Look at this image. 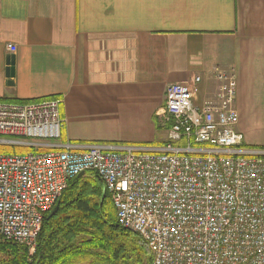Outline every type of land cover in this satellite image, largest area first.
I'll return each instance as SVG.
<instances>
[{
    "label": "built area",
    "instance_id": "obj_1",
    "mask_svg": "<svg viewBox=\"0 0 264 264\" xmlns=\"http://www.w3.org/2000/svg\"><path fill=\"white\" fill-rule=\"evenodd\" d=\"M213 77V98L199 104V77L167 87V140L156 149L64 144L60 100L0 102V147L29 150L0 154V239L32 254L44 214L70 180L91 173L150 264H264V149L245 146L236 129L235 74Z\"/></svg>",
    "mask_w": 264,
    "mask_h": 264
},
{
    "label": "crops",
    "instance_id": "obj_2",
    "mask_svg": "<svg viewBox=\"0 0 264 264\" xmlns=\"http://www.w3.org/2000/svg\"><path fill=\"white\" fill-rule=\"evenodd\" d=\"M216 70L235 74L244 145L264 149V0H0V102L60 100L64 144L161 148L167 87L199 77V104Z\"/></svg>",
    "mask_w": 264,
    "mask_h": 264
},
{
    "label": "trees",
    "instance_id": "obj_3",
    "mask_svg": "<svg viewBox=\"0 0 264 264\" xmlns=\"http://www.w3.org/2000/svg\"><path fill=\"white\" fill-rule=\"evenodd\" d=\"M26 152L0 147V154ZM28 252L0 239V264H150L152 260L145 242L117 224L111 197L91 173L68 182L43 216L34 252Z\"/></svg>",
    "mask_w": 264,
    "mask_h": 264
},
{
    "label": "water",
    "instance_id": "obj_4",
    "mask_svg": "<svg viewBox=\"0 0 264 264\" xmlns=\"http://www.w3.org/2000/svg\"><path fill=\"white\" fill-rule=\"evenodd\" d=\"M6 65H7L6 77H7V79L10 80L9 85H12L11 79L14 78V56H9L6 59ZM83 176H84V174H80V175L77 176V178H81Z\"/></svg>",
    "mask_w": 264,
    "mask_h": 264
},
{
    "label": "rangeland",
    "instance_id": "obj_5",
    "mask_svg": "<svg viewBox=\"0 0 264 264\" xmlns=\"http://www.w3.org/2000/svg\"><path fill=\"white\" fill-rule=\"evenodd\" d=\"M12 103V102H11ZM252 136L253 137H257L258 139H261L262 137H263V135H262V133L261 132H256V131H253V134H252ZM18 246H20V247H23V248H25V249H27L29 252H28V254L30 255L31 253H30V250H29V248L28 247H26V246H21V245H18Z\"/></svg>",
    "mask_w": 264,
    "mask_h": 264
}]
</instances>
